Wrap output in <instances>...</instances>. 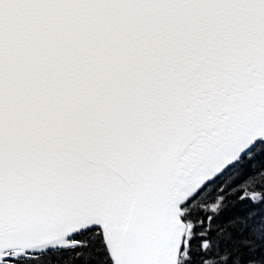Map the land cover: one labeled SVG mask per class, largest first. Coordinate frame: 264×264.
<instances>
[{
    "label": "snow or ice",
    "instance_id": "6c2138e0",
    "mask_svg": "<svg viewBox=\"0 0 264 264\" xmlns=\"http://www.w3.org/2000/svg\"><path fill=\"white\" fill-rule=\"evenodd\" d=\"M0 264H264V0H0Z\"/></svg>",
    "mask_w": 264,
    "mask_h": 264
}]
</instances>
